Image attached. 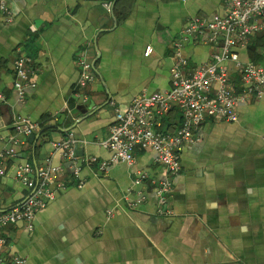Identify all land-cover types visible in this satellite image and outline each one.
<instances>
[{
    "label": "crops",
    "instance_id": "obj_1",
    "mask_svg": "<svg viewBox=\"0 0 264 264\" xmlns=\"http://www.w3.org/2000/svg\"><path fill=\"white\" fill-rule=\"evenodd\" d=\"M112 3L108 11L104 5ZM0 153L15 134L18 117L40 125L19 137L23 144L7 159L0 177V213L28 196L16 181L25 163L70 170L53 144L81 141L75 148L83 187L77 182L40 211L29 231L22 223L3 232L5 256L25 264H264V99L237 107L238 121L208 119L180 154L166 206L154 189L168 178L156 153H137L133 165L120 162L105 172L82 160L109 161L99 146L116 122L143 93L168 92L177 64L175 42L196 17L224 15L223 0H0ZM153 51L145 57V50ZM250 47H253L249 49ZM207 42L188 41L182 52L187 71L210 62ZM242 63L264 66V34L238 51ZM31 60L24 101L14 90V62ZM85 58L94 81L78 88ZM235 92L239 74L229 64ZM184 73V70H182ZM180 114L164 121L175 128ZM66 176V174H65ZM141 200V202H138ZM165 213V214H164Z\"/></svg>",
    "mask_w": 264,
    "mask_h": 264
},
{
    "label": "built area",
    "instance_id": "obj_2",
    "mask_svg": "<svg viewBox=\"0 0 264 264\" xmlns=\"http://www.w3.org/2000/svg\"><path fill=\"white\" fill-rule=\"evenodd\" d=\"M223 6L225 14L214 16L212 20L191 19L181 39L175 42L177 64L172 70V88L168 92L143 93L132 100L126 111L116 109V122L109 137L99 143L100 147L113 153L112 158L99 161L91 157L82 160V164L98 165L99 171L105 172L116 163L133 165L140 151L156 153L157 162L168 176L154 189L162 208L172 190L173 178L181 172L182 149L192 142L195 133L207 120L237 122L239 103L253 98L264 99V66L242 63L238 54L253 38L264 33V0H223ZM104 7L110 11L112 3H106ZM0 13L9 15L5 5L0 6ZM188 41L212 45L215 52L210 62L187 71L189 60L182 52ZM152 51L151 46L147 47L145 57ZM30 64L31 60L25 57L14 62V90L19 101L25 100L27 89L36 88V83L31 81L33 71ZM79 64L78 88L82 91L95 76L92 65L84 57ZM229 64L234 65L239 74L240 84L244 87L241 92H235ZM2 102H6V97L0 92ZM174 110L180 114V120L172 128L164 120ZM14 127L15 134L9 137L8 147L0 153V177L6 175L4 165L7 159L13 158L16 149L23 144L19 137L37 133L40 125L27 117H18ZM69 134L68 140L53 144V154H59L71 164L68 175L63 165H53L51 159L42 166L25 163L16 170V181L25 186L29 194L20 204L0 213V264H25L23 258L5 256L7 240L2 235L5 229L22 223L32 231L36 215L47 208L58 193L73 181L77 182L79 189L83 187L81 166H78L74 151L81 141L71 132Z\"/></svg>",
    "mask_w": 264,
    "mask_h": 264
},
{
    "label": "trees",
    "instance_id": "obj_3",
    "mask_svg": "<svg viewBox=\"0 0 264 264\" xmlns=\"http://www.w3.org/2000/svg\"><path fill=\"white\" fill-rule=\"evenodd\" d=\"M263 34H264V33H263ZM261 35H262V34H261ZM257 37H258V36H257ZM251 48H253V47H250L249 49H251ZM174 112H177V113H178V111H176V110H174L172 113H174ZM172 113H171V114H172Z\"/></svg>",
    "mask_w": 264,
    "mask_h": 264
},
{
    "label": "water",
    "instance_id": "obj_4",
    "mask_svg": "<svg viewBox=\"0 0 264 264\" xmlns=\"http://www.w3.org/2000/svg\"><path fill=\"white\" fill-rule=\"evenodd\" d=\"M71 131L69 130L67 133H70Z\"/></svg>",
    "mask_w": 264,
    "mask_h": 264
}]
</instances>
